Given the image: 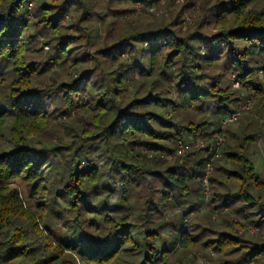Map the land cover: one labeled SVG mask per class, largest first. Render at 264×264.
<instances>
[{"label":"trees","instance_id":"obj_1","mask_svg":"<svg viewBox=\"0 0 264 264\" xmlns=\"http://www.w3.org/2000/svg\"><path fill=\"white\" fill-rule=\"evenodd\" d=\"M210 1L203 9L211 8L216 33L203 28L206 17L187 27L174 14L131 18L117 30L128 0H0V264H168L196 249L216 252L215 264H264L256 136L250 123L222 129L242 104L264 101V7ZM100 28L108 41L88 54ZM33 32L51 45L45 61ZM68 62L78 77L58 83L55 68ZM227 72L240 89L227 85ZM60 116L69 121L55 125ZM216 133L228 137L210 177L214 207L201 212L204 156ZM203 138L206 148L174 158L180 143ZM16 180L28 185L38 218L9 193ZM61 223L75 243L56 239L51 229ZM247 227L259 232L237 234Z\"/></svg>","mask_w":264,"mask_h":264},{"label":"rangeland","instance_id":"obj_2","mask_svg":"<svg viewBox=\"0 0 264 264\" xmlns=\"http://www.w3.org/2000/svg\"><path fill=\"white\" fill-rule=\"evenodd\" d=\"M146 1V0H145ZM148 1V0H147ZM220 1H228V0H220ZM217 2V0H211L209 2V7H211L212 5H214ZM116 3V2H115ZM203 0H195L194 2H191L189 0H155V4H153V7H150L149 5L145 4V2L142 1H136V0H128V9H131V12L128 13H122L119 15V17L117 18V23L115 24V28L117 30H119L120 28H122L123 26H126V24L128 23V21L131 18H137L140 16H148L149 14L152 15H156L158 17H162V16H169L171 14L174 15H181L182 17V21H184V25L187 27H196L199 23H201L203 21V17H206V21H204L203 24V28L206 29V32L208 33H216V31H218V29L215 28L214 22H213V18L211 16L212 12H211V8L210 10L207 11V7L206 9H203ZM258 8L260 7H264V0H258ZM124 4V3H123ZM212 4V5H211ZM213 8V6H212ZM78 14H75L74 16H76V18H78L79 16H77ZM213 15V14H212ZM71 16H72V12L68 13L65 16V21L64 24H68L71 21ZM214 17V15H213ZM112 20L114 19V17H112V14L109 15L107 17V20ZM101 30H99V37L97 39V44H91L89 45V48L87 49L88 54H92L94 50H96L99 47L104 46L107 41H108V33L105 32V30H103V28H100ZM34 34V39L36 40V44H38L37 48L39 49L38 52H36V58L37 60H47L49 58V54L52 51L51 45H47V41L48 39L46 38L47 36L44 34H39V33H35ZM68 34H72L75 35L76 31L74 30H70ZM149 47V43H145L144 45V49ZM91 57H93V55H91ZM130 58V56L127 53H123L121 54V59L122 60H128ZM94 59V57H93ZM76 68H73V63L72 62H68L67 64H62V65H58L55 68V76L57 78L58 83H72L74 80L77 79V75H76ZM225 81H227V85H232L234 89L238 90L240 89L239 87H235L234 86V81L235 79H233V73L231 72H227L225 73ZM260 79L262 81V83H264V77L260 76ZM225 85V82H223ZM86 101L89 102L88 95H85ZM255 106L254 108H252L251 110L247 111L246 113L243 114V116L240 118V120L236 123V124H232L228 127H226V129H230L231 130L237 129L241 123L242 124H251L250 126H248V135H255L256 136V146L253 147V149L250 151L251 156L253 157L254 163H255V168H256V172L259 175L264 176V133L262 132V126H264V101L260 102L258 100H255ZM72 119H78L77 116V112H73L72 113ZM69 121L68 116L66 117H62L60 116L58 118V120L56 121L55 125L57 124H61V123H67ZM85 125V124H84ZM86 126V125H85ZM246 128V127H245ZM244 132V130H243ZM224 135L226 137H228L225 133ZM227 139V138H226ZM55 142H57V139H54ZM149 154L151 153H146L148 158H152V156H149ZM164 155V156H163ZM161 155V157L165 160L168 161H172L174 158H177L178 156L175 154V157L173 158L170 155L167 154H163ZM186 155V154H185ZM173 158V159H172ZM214 172V171H213ZM30 189L28 187V185L20 180H16L15 182H13L10 185V190L9 193H11V195H17L19 197V200L21 202H23V209L27 214L30 215H34L36 218L39 217V213L38 211L35 209L36 208V200L32 197H30ZM10 195V194H8ZM13 199V198H12ZM191 204L187 203L184 207L188 208L190 207ZM214 207V204L212 202V198L209 204H206L201 207V212H206V211H210L211 208ZM175 213L171 214V219L173 218ZM212 219L214 221H219L220 220V216L219 214H214L212 215ZM189 221L186 220V225H185V230L188 229L189 227ZM62 224V223H61ZM58 225V227L56 228H52V232L54 233L55 237L57 240H63L64 235H66V237L69 236V233L67 231V228L63 227L64 224L62 225ZM40 228L42 230V232L45 233L46 237L48 238L49 236L51 238H53L55 240V237L53 235H51L50 233H48L45 228L43 227L42 224H40ZM250 234V235H255L259 232V229H255L253 230V228H246L243 230H240L239 233L237 234ZM172 230H170L168 233H166L165 235L169 238L170 235L172 234ZM236 233V232H235ZM31 237L33 238V240L37 241V244L39 246H42V242H39V240L36 237V234L34 233L33 230L30 231ZM173 238H170V240L173 241V239H175L174 235L172 236ZM51 238H48L49 240ZM70 241L72 243H75V241L77 240V236H69ZM181 251V250H180ZM199 250L196 249L194 251H188V252H176L172 255V257L170 258V260L168 261V264H215V262L213 260H217L218 259V254H216V252H211V257L208 258L206 256H203L202 253L198 252ZM47 253L46 250L43 251V253ZM177 253L179 254L177 256ZM159 264H163V263H159Z\"/></svg>","mask_w":264,"mask_h":264},{"label":"built area","instance_id":"obj_3","mask_svg":"<svg viewBox=\"0 0 264 264\" xmlns=\"http://www.w3.org/2000/svg\"><path fill=\"white\" fill-rule=\"evenodd\" d=\"M260 76L264 77V71L259 72ZM233 79H235L234 86L239 87L240 83L236 81L235 74L232 75ZM255 100L250 99L246 103L242 104L239 108H237L234 112H232L230 115H228L223 121H222V129L225 130L226 127L232 124H236L240 118L243 116L244 113L251 110L255 106ZM226 136L223 134L216 133L213 137L214 143L210 145L211 150L208 152L207 155L204 156L205 158V165H206V171L202 178V187H203V196H204V205L209 204L212 198V191H211V180L210 177L214 171L215 162L217 159L221 157L222 149L226 144ZM209 141L207 139H198V140H191L188 143L182 144L180 143L178 145V151L176 152V155L183 156L187 152L193 150V149H201L206 148L209 145ZM149 156H152V154H149ZM164 156V155H163ZM195 215V213H193ZM256 228H253L255 230Z\"/></svg>","mask_w":264,"mask_h":264}]
</instances>
